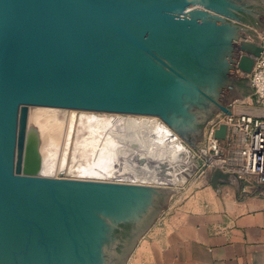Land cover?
I'll return each mask as SVG.
<instances>
[{
    "label": "water",
    "instance_id": "1",
    "mask_svg": "<svg viewBox=\"0 0 264 264\" xmlns=\"http://www.w3.org/2000/svg\"><path fill=\"white\" fill-rule=\"evenodd\" d=\"M240 7L235 0H0V264L125 263L173 191L45 174L42 128L30 107L154 115L194 145L209 105L231 114L229 102L252 92L250 84L245 91L228 84L231 68L250 73L262 51L239 42L260 40L235 22ZM227 128L216 136L225 139ZM210 174L216 186L231 177L221 168ZM129 220L143 228L117 251L113 230Z\"/></svg>",
    "mask_w": 264,
    "mask_h": 264
},
{
    "label": "crops",
    "instance_id": "2",
    "mask_svg": "<svg viewBox=\"0 0 264 264\" xmlns=\"http://www.w3.org/2000/svg\"><path fill=\"white\" fill-rule=\"evenodd\" d=\"M201 182L157 215L124 264H264V184Z\"/></svg>",
    "mask_w": 264,
    "mask_h": 264
},
{
    "label": "bare ground",
    "instance_id": "3",
    "mask_svg": "<svg viewBox=\"0 0 264 264\" xmlns=\"http://www.w3.org/2000/svg\"><path fill=\"white\" fill-rule=\"evenodd\" d=\"M45 111L46 108L42 110L40 107L35 110L34 118H31L40 124L43 132L45 128L49 130L46 127L48 121ZM70 112L69 136L62 158H59L60 149L46 150L42 145L45 174L57 176L64 173L67 177L75 178L178 187L189 181L199 169L195 152L160 117L78 109H70ZM57 119L54 120L50 133L59 126L55 123ZM75 119L78 120V130L72 148L71 135ZM68 153L71 154L70 160ZM125 165L128 166L124 167ZM200 173L202 180H209V170Z\"/></svg>",
    "mask_w": 264,
    "mask_h": 264
},
{
    "label": "built area",
    "instance_id": "4",
    "mask_svg": "<svg viewBox=\"0 0 264 264\" xmlns=\"http://www.w3.org/2000/svg\"><path fill=\"white\" fill-rule=\"evenodd\" d=\"M252 28L260 40L247 35L240 36L239 42L248 40L258 43L262 51L255 59L252 71L245 74L238 68L236 73L250 79L251 99L264 105V30ZM253 95L256 98H253ZM227 124L225 139L216 136V130ZM195 157L199 162L200 172L210 173L221 168L246 184L253 187L264 184V114L234 112L226 114L218 111L207 120L206 142L196 148ZM203 160L201 162V160Z\"/></svg>",
    "mask_w": 264,
    "mask_h": 264
},
{
    "label": "rangeland",
    "instance_id": "5",
    "mask_svg": "<svg viewBox=\"0 0 264 264\" xmlns=\"http://www.w3.org/2000/svg\"><path fill=\"white\" fill-rule=\"evenodd\" d=\"M238 22V21H237ZM247 25H249V24H247ZM249 26H252V25H249ZM252 27H254L256 30H258L259 32H261V30H259L256 26H252ZM236 71V70H235ZM251 87V86H250ZM252 89V88H251ZM252 93V92H251ZM251 93H249V94H247L246 96H244V97H235V98H233L229 103H230V107H231V109L232 110H235V112H239L240 110V108L242 107V106H244V105H246V104H249V103H251V98H250V94ZM41 107V106H40ZM39 106H31L30 107V116L32 115V119L34 118V112H35V110H39V108H40ZM46 108V111L45 112H47V118H49L50 116V118L49 119H47L46 118V120L48 121V123H47V126L46 127H48L49 128V130L47 129L46 130V128H45V131L42 133V136H43V143H42V145H43V147L45 146L46 147V150L49 148H56V149H60V152H61V154L59 155V158L61 159L62 158V153H63V151L65 150V149H63L64 147H65V143H66V141H67V139H68V129H69V126H70V122H69V119H70V109L69 110H67V109H53V108H51L50 107V109H52L53 111H51L48 107H41V109L42 110H44ZM48 110H50V112L48 111ZM59 111V113H57V112ZM213 111V110H212ZM218 111H220V110H218ZM217 111V112H218ZM76 112H78V111H76ZM217 112H215V111H213V114H215V113H217ZM33 113V114H32ZM48 113H49V115H48ZM79 113V112H78ZM77 113V114H78ZM212 114V115H213ZM60 115V116H59ZM63 115V116H62ZM62 116V117H61ZM57 119L56 120V122L55 123H58V127L57 128H54L55 130H54V132H53V130L51 131L52 133H50V130L51 129H53V125L52 124H54V120L55 119ZM52 119V120H51ZM44 120V119H43ZM46 120H44V121H46ZM51 123V124H50ZM55 125H57V124H55ZM59 128H60V131H59ZM56 129L58 130V131H56ZM77 130H78V120H76L75 119V121H74V127H73V130H72V137H71V141H72V143H71V147L73 148V146H74V139L76 138V135H77ZM47 131H48V133H47ZM206 131H207V121H206V123L204 124V126H203V137L201 138V139H199V140H197L196 142H195V144L194 145H190L184 138H182L183 139V141H184V143H186L187 145H188V147L189 148H191L192 150L193 149H195V151L197 150L196 148H197V146L198 145H200V144H203V143H205L206 142ZM46 132V133H45ZM60 132H61V134H60ZM53 135V136H52ZM55 143V144H54ZM72 148H71V153H72ZM45 150V151H46ZM194 151V150H193ZM194 151V152H195ZM69 155V153L67 154V156ZM71 159V154L69 155V160ZM201 160V159H200ZM203 160H201V162H202ZM128 165H125L124 167H127ZM215 170V169H214ZM213 170V171H214ZM200 169H198L196 172H195V174H193L192 176H191V178L189 179V181H187L186 183H184V184H180L178 187H172V186H168V187H166V188H168V189H170V190H172L173 192L170 194V196H169V198H168V206L171 204V203H173L174 201H176L177 199H179L180 197H182V196H184L188 191H190L193 187H194V185H197V184H200V183H202L201 182V177H200ZM211 175V174H210ZM57 176H59V177H61V176H65V174L64 173H60V174H58ZM238 178L236 177V175H232L231 174V177H230V179H229V181L228 182H230L231 184H234V183H236V182H238ZM165 210V209H164ZM164 210H160V212L158 213V214H160L162 211H164ZM157 214V215H158Z\"/></svg>",
    "mask_w": 264,
    "mask_h": 264
},
{
    "label": "flooded vegetation",
    "instance_id": "6",
    "mask_svg": "<svg viewBox=\"0 0 264 264\" xmlns=\"http://www.w3.org/2000/svg\"><path fill=\"white\" fill-rule=\"evenodd\" d=\"M240 4V8L235 10V14L238 18L237 25H247L252 22H260L264 25V0H235ZM234 68H231L228 72V84L231 90H242L245 91L249 87L248 78L236 75L235 72L232 73ZM212 109H216L215 105H209L208 111H205V116L208 119L212 116ZM206 119V120H207ZM143 225L135 221H122L119 222L112 233V238L116 241L115 244H110V246L115 245L117 251H123L133 244L139 234ZM108 249V248H107ZM110 249V248H109Z\"/></svg>",
    "mask_w": 264,
    "mask_h": 264
}]
</instances>
